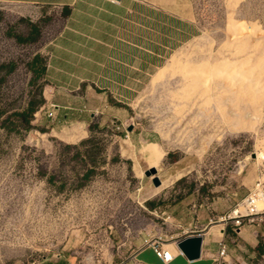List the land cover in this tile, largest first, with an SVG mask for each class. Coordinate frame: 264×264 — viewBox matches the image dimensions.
<instances>
[{
    "label": "rangeland",
    "instance_id": "1",
    "mask_svg": "<svg viewBox=\"0 0 264 264\" xmlns=\"http://www.w3.org/2000/svg\"><path fill=\"white\" fill-rule=\"evenodd\" d=\"M161 4L202 31L131 105L128 139L132 131L96 119L53 127L44 105L22 124L16 113L46 88L28 64L56 27L32 7L0 2V264H137L143 236L172 241L158 230L175 228L181 200L233 208L264 182V0ZM11 62L12 72L1 68ZM72 128L81 130L69 141ZM158 202L168 208L156 213ZM259 239L260 249L229 239L226 264H264Z\"/></svg>",
    "mask_w": 264,
    "mask_h": 264
},
{
    "label": "crops",
    "instance_id": "2",
    "mask_svg": "<svg viewBox=\"0 0 264 264\" xmlns=\"http://www.w3.org/2000/svg\"><path fill=\"white\" fill-rule=\"evenodd\" d=\"M0 2L32 7L37 15L44 13L47 19L50 16L56 27L39 52L44 59L40 77L46 85L44 114L53 127L70 123L86 129L96 119L100 126L118 123L128 128L131 105L140 93L151 86L173 55L198 39L202 31L195 17L166 7L161 0ZM74 129L81 130L70 129L66 137L69 141ZM134 132L135 129L127 134L128 139ZM188 198L176 204L180 210L175 228L158 230L161 237H171L167 246L173 260L165 263L151 248H142L147 239L143 236L137 243V264H214L220 242L241 239L255 248L259 238L264 237V218L255 224L247 222L234 233L232 224L214 225L232 208L228 200L213 198L205 202V197L199 205H189ZM163 208L168 207L164 204L161 208L158 202L154 211L158 213ZM195 236L203 238V245L201 257L191 261L177 242Z\"/></svg>",
    "mask_w": 264,
    "mask_h": 264
},
{
    "label": "built area",
    "instance_id": "3",
    "mask_svg": "<svg viewBox=\"0 0 264 264\" xmlns=\"http://www.w3.org/2000/svg\"><path fill=\"white\" fill-rule=\"evenodd\" d=\"M111 127L119 131L124 128L122 125L112 123ZM264 218V182L258 181L253 189L250 191L248 197L244 201L243 205L233 207L228 213L218 219L219 222L225 224H232L233 232L236 229H241L247 221L249 224H255L261 222ZM167 241L163 238H157L156 236L147 239L143 243L142 248H151L156 256L163 260L165 263H169L173 260V253L168 249ZM229 257V246L226 242H220V250L214 257V264H226Z\"/></svg>",
    "mask_w": 264,
    "mask_h": 264
},
{
    "label": "trees",
    "instance_id": "4",
    "mask_svg": "<svg viewBox=\"0 0 264 264\" xmlns=\"http://www.w3.org/2000/svg\"><path fill=\"white\" fill-rule=\"evenodd\" d=\"M34 31H36V29H33ZM17 40L20 42H28L30 41V37H24L21 35H15ZM29 69L32 72V80H37L39 79L43 72H44V59L40 54H36L33 56L32 60L29 62L28 64ZM1 68H6L7 72H12L15 69V63L11 62L9 64H3L1 65ZM44 104V99L43 97L39 99V101H33L30 100L28 103V106L26 107V110L21 112V113H16V115L20 118L22 124H24L26 126V128L30 127V123L32 121L33 118V114L36 111L37 107L39 105H43ZM3 112L0 110V118L2 117ZM159 151V149H158ZM160 155H163V153L161 151H159ZM91 173V172H90ZM86 178L88 177V175L86 174L85 176ZM261 244H259V246L257 247V249H260Z\"/></svg>",
    "mask_w": 264,
    "mask_h": 264
},
{
    "label": "water",
    "instance_id": "5",
    "mask_svg": "<svg viewBox=\"0 0 264 264\" xmlns=\"http://www.w3.org/2000/svg\"><path fill=\"white\" fill-rule=\"evenodd\" d=\"M127 131H132V126H129ZM145 175L152 178L156 187H160L162 185V181L158 176V170L156 167H150L145 171ZM202 245L203 238L201 236L188 237L177 242L179 250L191 261L197 260L201 257Z\"/></svg>",
    "mask_w": 264,
    "mask_h": 264
}]
</instances>
